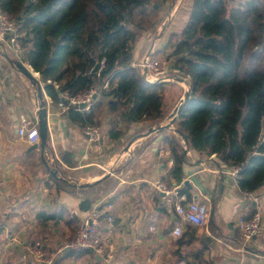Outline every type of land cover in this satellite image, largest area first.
Wrapping results in <instances>:
<instances>
[{"label":"trees","instance_id":"trees-1","mask_svg":"<svg viewBox=\"0 0 264 264\" xmlns=\"http://www.w3.org/2000/svg\"><path fill=\"white\" fill-rule=\"evenodd\" d=\"M146 2L0 0V8L20 23L25 57L45 83L43 86L30 76L40 85V96L45 98L43 86L57 104L65 91L75 94L96 86L99 90L90 110L73 106L68 109V117L85 129L89 124L101 125V116L110 114L114 117L109 120L108 135L117 139L131 132L135 124L141 127L132 138L143 131L150 132L151 128L165 123L170 115L165 104L166 82L151 83L140 67L132 66L138 37L147 29L141 22H134L133 11L143 8ZM157 52L158 58L173 61L172 69L177 68L188 77L189 97L172 122L176 132H165L171 129L169 122L148 136L135 148L136 152L147 148L162 134L173 159L166 174L168 179L183 180L185 168L191 163L188 151L198 153L201 160L215 155V164L219 167L242 168L238 185L246 192L245 198L258 195L264 186V0H239L235 4L227 0H193L185 26L180 32H172L166 45ZM102 60L105 65L92 72ZM12 61L21 71L28 69L16 55ZM49 78L53 81L48 82ZM108 80L110 90L102 88ZM54 81L60 83L58 88ZM117 114L119 119H115ZM49 142L48 134L46 146ZM53 177L60 191L75 197L80 193L85 216L91 212L92 201L118 183L106 175L77 187ZM221 192L222 187L212 198V228ZM37 218L43 227L65 222L73 234L78 228L77 220L65 206L55 211L43 209ZM189 230L196 233L197 228L188 223ZM184 236L178 238L175 250L180 259L183 255L179 248ZM33 238H41V233ZM84 251L91 252L85 248H69L61 251L57 259Z\"/></svg>","mask_w":264,"mask_h":264},{"label":"crops","instance_id":"crops-1","mask_svg":"<svg viewBox=\"0 0 264 264\" xmlns=\"http://www.w3.org/2000/svg\"><path fill=\"white\" fill-rule=\"evenodd\" d=\"M3 48L0 46V264H42L29 252V247L38 239L46 242L49 252L60 247L50 244L46 238L29 239L38 233L42 235L44 230L56 231L61 224L71 231L65 222L43 227L37 218L41 210L55 211L59 206H65L78 223L85 217L80 193L75 197L67 191H60L53 172L77 187L106 175L118 180L111 190L94 199L91 207L92 210L98 205H113L110 213L115 220L106 223L104 231L116 248L114 258L105 261L91 250L87 254L90 253L93 260H86V264H198L201 261L205 264H264V231L245 241L236 222L239 216L247 217L254 209L264 217V186L256 194L257 200L253 195L247 199L232 174V168L217 166L215 155L201 160L200 155L192 151H188L191 163L185 168L183 180L168 179L166 174L173 159L163 135L159 134L139 153L135 148L158 131H143L130 144L120 146L123 137L129 134L111 138L108 123L114 116L107 113L101 116L102 124L97 125L105 138L99 143L91 142L84 129L68 117V110L60 112L44 84L45 98L40 96V85L15 67L12 61L15 55ZM35 73L37 76L32 77L41 81L38 79L40 72ZM54 82L60 85L58 81ZM45 103L48 106L50 142L45 145L43 153L41 142L34 149L33 144L21 138L18 119L21 113L31 115ZM119 118L117 114L115 119ZM140 127L135 124L132 131ZM66 170L72 172L66 174ZM157 179L186 193L188 199L191 195L192 199H198L210 208L213 196L222 187L213 228L210 219L207 228H197L196 233L188 231L186 224L179 248L183 255L181 259L175 253L178 237L172 234L176 213L155 189L153 182ZM31 231L34 234L30 235ZM237 231L241 235L239 240Z\"/></svg>","mask_w":264,"mask_h":264},{"label":"built area","instance_id":"built-area-1","mask_svg":"<svg viewBox=\"0 0 264 264\" xmlns=\"http://www.w3.org/2000/svg\"><path fill=\"white\" fill-rule=\"evenodd\" d=\"M0 46L6 50H11L20 59L24 53V47L20 40V23L10 18L1 8ZM22 62L27 67L30 66L28 61L24 62L22 60ZM100 65L101 67L105 65L104 60L101 61ZM132 66L140 67L145 79L151 83L172 81L180 83L187 91L190 89L187 84L188 77H183V79L179 78L180 70L177 68H173L172 72H170L168 63L151 52L137 58V60L132 62ZM56 87L58 88L59 85L56 84ZM103 88L107 90L111 89L109 80L104 83ZM97 94L98 88L96 86H91L75 94H70L68 91H65L62 93V98L57 103V107L61 113L73 106L82 111H89ZM42 107L48 109V106L43 104L37 107L31 115L27 113H21L19 115L18 133L28 144H39L41 142L39 110ZM84 132L93 143H99L103 140L102 131L97 125H87ZM241 169L239 166L232 167V174L237 179L240 177ZM153 184L165 203L175 210L176 219H174V227L172 230V234L175 237L179 238L183 235L185 226L188 223L196 228H207L211 214V208L208 204L198 199H188L186 193H181L177 188L169 186L163 180L157 179ZM253 196L255 200L258 199L256 195ZM112 207L113 205L110 203L95 206L87 216L80 219L74 238L65 245L60 246L54 252L47 250L45 241H35L29 247L31 256L39 263L55 264L57 254L63 251L65 247L74 249L85 248L94 251L105 261H111L114 258L116 248L106 235L104 227L106 223H113L115 220V216L110 213ZM236 222L245 241L251 240L256 234L264 231V217L259 211H256L248 218L239 216ZM151 229H155V227ZM198 264H205V262L201 261ZM225 264L238 263L228 262Z\"/></svg>","mask_w":264,"mask_h":264},{"label":"rangeland","instance_id":"rangeland-1","mask_svg":"<svg viewBox=\"0 0 264 264\" xmlns=\"http://www.w3.org/2000/svg\"><path fill=\"white\" fill-rule=\"evenodd\" d=\"M230 4H235L239 0H227ZM193 0H168L167 2H163L162 0H147L145 6L137 7L133 11V19L134 22H141L144 27H147L145 31L141 33L137 40V46L133 51V56L135 58H139L145 56L149 52L153 53L155 56H159L157 50H160L166 45V42L172 32H180L181 29L185 26L187 22V18L189 12L192 7ZM18 22V21H17ZM19 23V22H18ZM21 32H20V40H21ZM22 43V41H21ZM4 49V48H3ZM6 50V49H4ZM9 54L15 55L11 50H8ZM21 59L24 62H27L25 54L23 53ZM168 63L169 71L172 72L173 61L169 62L168 60L161 59ZM28 65V63H27ZM30 70H32V66H28ZM180 75V76H179ZM179 78L183 79V74L179 73ZM38 79L41 80L40 75ZM53 80L48 79V82H52ZM42 84H45L42 82ZM56 86V82H54ZM166 91H165V104L168 112H173V110L180 104L182 98H185L187 89L178 82H166ZM187 84L190 87L189 79L187 80ZM99 90V89H98ZM101 91V90H100ZM57 107V105H56ZM58 108V107H57ZM170 117V115H169ZM168 117V118H169ZM168 118L166 120H168ZM177 118V116L175 117ZM164 124V123H163ZM172 124V123H171ZM173 129V124L170 125ZM157 127V126H156ZM155 128V127H154ZM171 129V131H172ZM176 132L175 130H173ZM154 132V131H153ZM135 131L129 132V136H124L123 140H121V145L130 144L134 139L132 138ZM133 140H132V139ZM113 148V147H112ZM113 153V152H112ZM116 151H114V154ZM56 165H58L56 163ZM87 167V166H86ZM53 168L56 169V166L53 165ZM61 170V168L58 166ZM70 170H66L69 172ZM64 172V173H65ZM72 172V171H70ZM34 234L32 231L30 235ZM75 234H72L69 229L61 224L59 228L55 230H44V233L41 235V238L48 239V242L55 246H62L69 242ZM30 240H34V238H29ZM42 240V239H38ZM27 251V249H25ZM87 251L84 252H74L69 257H61L56 258L55 264H86L87 262H91L93 260V256ZM27 258L30 259V255L27 254ZM58 257V256H57ZM83 257V258H82ZM25 260V259H24Z\"/></svg>","mask_w":264,"mask_h":264},{"label":"water","instance_id":"water-1","mask_svg":"<svg viewBox=\"0 0 264 264\" xmlns=\"http://www.w3.org/2000/svg\"><path fill=\"white\" fill-rule=\"evenodd\" d=\"M99 66H100V63L97 62L96 65L94 66V68L92 69V72H96L98 70ZM24 72L27 73L29 76L34 75L32 70H30L29 68L27 70L25 69ZM40 91H41V88L39 89V92ZM188 97H189V91L186 93L185 98H182V100L180 101V104L173 110V112H171L170 117L168 118V120L164 124H161L158 127L151 128L150 132L158 131L160 129H163V128H165L167 126V124L169 122L172 123L173 120L175 119V117L178 116V114L182 110L183 103L186 101V99ZM81 107H83V105H81ZM39 119H40L39 130H40V135H41V144L40 145H41V150L44 153L45 145H46L48 134H49L47 108H45V107L40 108V110H39ZM31 147L36 149V148H38V145L37 144H33ZM53 174L56 175L55 172H53ZM67 249H69V248L65 247L64 251H66Z\"/></svg>","mask_w":264,"mask_h":264},{"label":"bare ground","instance_id":"bare-ground-1","mask_svg":"<svg viewBox=\"0 0 264 264\" xmlns=\"http://www.w3.org/2000/svg\"><path fill=\"white\" fill-rule=\"evenodd\" d=\"M35 72H37V71H35ZM35 72L33 74H35L37 76V73H35Z\"/></svg>","mask_w":264,"mask_h":264}]
</instances>
